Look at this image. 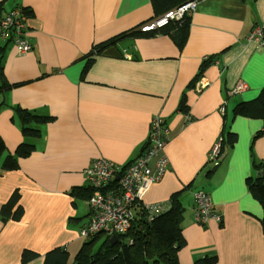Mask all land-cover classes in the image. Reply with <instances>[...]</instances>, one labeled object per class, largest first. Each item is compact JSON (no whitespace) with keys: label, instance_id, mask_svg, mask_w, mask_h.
Here are the masks:
<instances>
[{"label":"crops","instance_id":"crops-1","mask_svg":"<svg viewBox=\"0 0 264 264\" xmlns=\"http://www.w3.org/2000/svg\"><path fill=\"white\" fill-rule=\"evenodd\" d=\"M161 1L0 0V19L16 8L26 13V41L32 46L21 55L0 39V86L14 87L0 92V140L6 146L0 156V264H44V256L56 248L72 260L89 220L85 169L95 159L121 167L135 161L156 117L167 119L173 133L165 147L170 163L144 203L170 207L171 197L201 171L212 174L208 193L223 214L222 225L215 220L196 225L190 193L180 223L186 244L179 264L204 257H217L216 264H264L262 208L245 184L255 175L254 166L264 162V136L257 138L264 120L234 115L225 123L221 115L224 103L233 114L235 105L256 100L264 90V47L247 44L253 28H264V0H202L181 27L150 36L140 32L142 23L165 14L156 16ZM185 25L181 51L170 34ZM95 46L105 47L85 67L79 59ZM220 54L201 80L210 83L205 91H190L204 60ZM240 84L246 91L230 96ZM183 94L190 123L178 112ZM223 129L238 137L237 146L224 166L210 167L209 154ZM22 130L38 132L28 139L34 150L7 171L4 160L25 141ZM15 191L24 215L3 222L2 208ZM26 250L40 257L23 263Z\"/></svg>","mask_w":264,"mask_h":264},{"label":"trees","instance_id":"trees-1","mask_svg":"<svg viewBox=\"0 0 264 264\" xmlns=\"http://www.w3.org/2000/svg\"><path fill=\"white\" fill-rule=\"evenodd\" d=\"M187 0H162L159 6L156 16H160L163 13L168 12L173 8L179 7L182 3ZM3 11V2L0 3V16ZM28 13V10L25 9ZM144 24V23H142ZM141 24V25H142ZM188 24V23H187ZM138 26L139 28L141 27ZM188 25H185L183 28L178 29L173 34H170L173 40L176 43V47L179 50L184 49L185 44V34L184 30ZM140 31V30H139ZM140 35H145L139 33ZM169 34V31H168ZM138 35V34H137ZM149 36L151 34H148ZM105 46H95L93 47L84 57L86 61V66L89 67L94 58L100 54L97 49L102 50ZM220 55L206 58L203 64L199 68V73L197 77L189 84L188 88L190 91H195L198 84L203 79L205 72L211 66L215 65V62L219 61ZM1 63H0V73H1ZM222 72V71H221ZM84 75V73H83ZM12 88L8 83L2 84L0 86L1 91H10ZM205 91V90H204ZM203 91V92H204ZM202 92V93H203ZM230 96L239 95V93L229 91ZM224 109L221 115H223V121L225 123L232 120L234 115L246 116L249 119H262L264 120V90H262L259 97L252 102H241L235 105L232 110L233 114L230 111ZM15 115L24 117L25 113L21 111L18 107L10 106ZM190 109L187 105L186 94H183L181 101L178 106V112L181 113L183 117L188 120L190 123L192 120L190 118ZM255 111L252 116L251 113ZM42 120H45L43 118ZM165 125H168L167 119H164ZM169 126V125H168ZM229 129H223L222 139L220 141V148L217 155V165L224 166L222 164L225 161L227 155L232 153L233 149L237 146L238 137L229 132ZM27 130H22L24 137V142L17 148L16 154H8L4 160L3 168L7 171L15 170L18 160L21 158L27 157L34 147L28 143V139L35 138L38 135L36 134H27ZM264 136V130L257 134V138ZM151 146V134L147 139L144 146L141 148V151H146ZM6 151V146L2 140H0V156ZM132 163L129 162L123 168L129 166ZM169 161L165 170L169 167ZM211 164V163H209ZM260 163V165H262ZM117 165V164H116ZM264 165V164H263ZM262 165V166H263ZM260 166H254L256 168L255 175L247 178L245 181L248 192L251 196L257 201L262 208V218L261 226L264 232V174H261ZM122 168V169H123ZM203 171V170H202ZM207 171V170H206ZM212 178L211 173L201 172L193 181L186 186L185 189L173 195L169 200L170 207L166 208V205L163 204L165 210L156 215H149L147 210H145L142 204L136 205L131 212V228L129 232L125 235L109 236V235H99L92 237H84L82 248L71 260L69 254L66 250L62 248H56L48 252L44 256V264H179V252L185 247V238L181 230V219L185 212V200L188 199L190 193H192L191 201H193V221L195 223V217L197 211L201 210L198 203L197 195H201L204 198L212 199L211 195L208 193V184ZM89 192V191H88ZM81 193L80 191H75V194ZM210 195V196H209ZM20 194L18 191H15L11 196L7 205L2 208L1 219L3 222L7 221V218H12L14 220H20L24 215L22 207L19 205ZM213 201V199H212ZM214 202V201H213ZM215 204V203H214ZM15 208V209H14ZM14 209V212L11 210ZM216 212V208H215ZM218 213V212H217ZM90 217V214H89ZM89 224H85L82 228L84 229ZM40 255L31 252L24 251L21 256V261L23 263H28L34 259L39 258ZM217 257H204L198 259L194 264H216Z\"/></svg>","mask_w":264,"mask_h":264},{"label":"built area","instance_id":"built-area-1","mask_svg":"<svg viewBox=\"0 0 264 264\" xmlns=\"http://www.w3.org/2000/svg\"><path fill=\"white\" fill-rule=\"evenodd\" d=\"M201 1L189 0L163 16L142 24L139 30L149 34L171 25L181 27L189 20ZM27 27L28 16L23 9H13L0 20V39L12 43L19 54H28L32 46L26 41ZM263 35L264 28L257 26L251 32L250 38L256 39L259 47H264ZM205 89L206 86L200 82L196 91L201 94ZM245 91L246 86L243 84L231 90L239 94ZM150 134V148L143 151L129 166L123 168L106 159H95L85 169L91 190L90 217L89 224L80 231L82 238L99 234H127L132 225L131 212L136 205L142 204L150 216L165 210L163 204L144 203V197L165 175L169 161L165 153L166 141L171 139L173 133L169 130V126L165 125L164 118L156 117L151 122ZM219 148L220 144H217L211 149L209 161L217 163ZM262 165H259L260 168ZM260 172L264 174V165ZM196 197L201 209L196 213V225L203 226L210 219L221 218V213L215 212L212 199L209 200L201 195Z\"/></svg>","mask_w":264,"mask_h":264},{"label":"rangeland","instance_id":"rangeland-1","mask_svg":"<svg viewBox=\"0 0 264 264\" xmlns=\"http://www.w3.org/2000/svg\"><path fill=\"white\" fill-rule=\"evenodd\" d=\"M253 29H254V28H253ZM253 29H252V31H253ZM252 31H251V32H252ZM262 38L264 39V35H263ZM247 44H255V45L259 46V44L256 42V39H251L250 36H249V39H248V41H247ZM31 51H32V50H31ZM2 81H3V78H2V75L0 74V83H2ZM209 84H210V83H208V82H206V81L203 82V85H204V86H207V85H209ZM165 153H166V151H165ZM167 157H168V156H167ZM168 159H169V158H168ZM214 165H217V163H211V164H210V167H213ZM222 219H223V214H221V218H220L219 220H216V219H210L205 225L200 226V227H207V225H209V223H211V221H213V220H215L216 223L222 225ZM178 259H179V256H178Z\"/></svg>","mask_w":264,"mask_h":264},{"label":"clouds","instance_id":"clouds-1","mask_svg":"<svg viewBox=\"0 0 264 264\" xmlns=\"http://www.w3.org/2000/svg\"><path fill=\"white\" fill-rule=\"evenodd\" d=\"M1 19H2V18H1ZM1 19H0V20H1ZM109 161H110V160H109ZM111 162H112V161H111ZM105 235H106V234H105ZM108 235H109V234H108ZM111 235H116V234H110L109 236H111Z\"/></svg>","mask_w":264,"mask_h":264},{"label":"water","instance_id":"water-1","mask_svg":"<svg viewBox=\"0 0 264 264\" xmlns=\"http://www.w3.org/2000/svg\"><path fill=\"white\" fill-rule=\"evenodd\" d=\"M215 169H216V167H215Z\"/></svg>","mask_w":264,"mask_h":264}]
</instances>
